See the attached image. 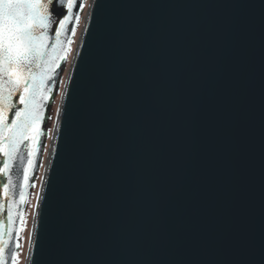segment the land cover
Wrapping results in <instances>:
<instances>
[{
  "label": "water",
  "instance_id": "1",
  "mask_svg": "<svg viewBox=\"0 0 264 264\" xmlns=\"http://www.w3.org/2000/svg\"><path fill=\"white\" fill-rule=\"evenodd\" d=\"M87 9L27 264H264V0Z\"/></svg>",
  "mask_w": 264,
  "mask_h": 264
},
{
  "label": "snow or ice",
  "instance_id": "2",
  "mask_svg": "<svg viewBox=\"0 0 264 264\" xmlns=\"http://www.w3.org/2000/svg\"><path fill=\"white\" fill-rule=\"evenodd\" d=\"M77 7L78 0H0V155L5 158L0 176L6 178L0 184V214L7 212L6 221L0 220V264H17L19 245L10 244L13 205L26 200L47 102L59 88L57 73L72 43L66 34L75 35L74 22L80 20ZM17 160L19 185L12 176Z\"/></svg>",
  "mask_w": 264,
  "mask_h": 264
},
{
  "label": "flooded vegetation",
  "instance_id": "3",
  "mask_svg": "<svg viewBox=\"0 0 264 264\" xmlns=\"http://www.w3.org/2000/svg\"><path fill=\"white\" fill-rule=\"evenodd\" d=\"M87 2H89V0H83V7L81 8V13H80V20L78 21V24L76 26V32H75V35L72 36L71 40H72V43H73V40H74V37L76 36L77 34V29H78V26L85 14V11H86V6H87ZM58 12L59 11H62L60 9L57 10ZM70 44L67 51H66V60L68 58V54L69 52H71V49L73 47V44ZM66 60L61 64V67L60 69L58 70V73H57V79L59 80V83L61 81H63V70L66 68ZM55 89H53L50 97H49V100L47 102V107H48V104L50 103V99L51 97L53 96V92H54ZM46 107V109H47ZM46 109H45V113H44V116L46 115ZM4 157L2 155H0V167L3 166V162H4ZM39 157L38 155L35 157V167L32 169L31 173H30V180H29V186L25 189V193H26V200H25V203L23 204V210H22V217H21V220L19 222V228H18V235L16 236L17 237V240H16V237H15V234L13 236L12 234V241L10 242L11 244V247H13V240H14V244H15V248L17 245H19V248H18V259H17V264H26L27 263V255H28V251H29V245H30V242H31V233H32V229H33V220H34V212H35V207L33 208L32 210V217L30 218L29 217V211H30V199H31V194H32V188L34 187V185L37 183V176L39 174ZM6 182V178L4 176H0V184H3ZM36 204V203H35ZM7 219V212L5 211L4 213L0 214V220H4L6 221ZM12 233H14V225L12 223ZM5 240H7V236L4 237Z\"/></svg>",
  "mask_w": 264,
  "mask_h": 264
},
{
  "label": "rangeland",
  "instance_id": "4",
  "mask_svg": "<svg viewBox=\"0 0 264 264\" xmlns=\"http://www.w3.org/2000/svg\"><path fill=\"white\" fill-rule=\"evenodd\" d=\"M91 0H89V2H87V6L86 8H88L89 6V3H90ZM86 12H87V9L85 11V14L78 26V29H77V34L76 36L74 37V40H73V47L71 49V52H69L68 54V58L66 60V68L63 70V81H61L59 83V88L58 89H55L54 92H53V96L51 97L50 99V103L48 104V107L46 109V115L44 116V120L41 124V130L42 132L44 133V135H42L40 137V143H41V152L38 154V157L40 158L39 159V174L37 176V183L34 185V187L32 188V194H31V199H30V211H29V217L31 216L32 217V210L33 208L36 206V201H37V198L40 194V187H41V183H42V177H43V174H44V171H45V165L47 163V160H48V155H49V152H50V149H51V143H52V140H53V137H54V130H55V125H56V118H57V115H58V109H59V106H60V103H61V97H62V94L64 92V86L66 84V81H67V77H68V74H69V71L71 69V63L73 62V59H74V52L75 50L77 49V46H78V41H79V38L81 36V30L83 28V24H84V18H85V15H86ZM62 93V94H61ZM30 217V218H31Z\"/></svg>",
  "mask_w": 264,
  "mask_h": 264
}]
</instances>
